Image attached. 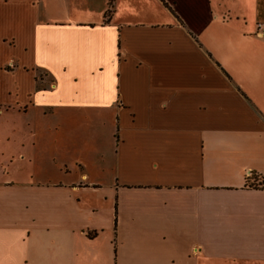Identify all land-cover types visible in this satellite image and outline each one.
<instances>
[{
  "label": "crops",
  "instance_id": "0c3cea01",
  "mask_svg": "<svg viewBox=\"0 0 264 264\" xmlns=\"http://www.w3.org/2000/svg\"><path fill=\"white\" fill-rule=\"evenodd\" d=\"M260 25L264 0H0V264H264Z\"/></svg>",
  "mask_w": 264,
  "mask_h": 264
},
{
  "label": "rangeland",
  "instance_id": "374dc122",
  "mask_svg": "<svg viewBox=\"0 0 264 264\" xmlns=\"http://www.w3.org/2000/svg\"><path fill=\"white\" fill-rule=\"evenodd\" d=\"M36 117L38 119H41L39 116H36ZM29 119H30L29 116H24V115H19L17 117V126H18L17 134H19L20 136L31 134V128L30 127L28 128V125L30 124ZM36 129H37V127L34 128V131ZM34 133H36V132H34ZM42 134H46V127H45L44 132Z\"/></svg>",
  "mask_w": 264,
  "mask_h": 264
},
{
  "label": "trees",
  "instance_id": "16d2710c",
  "mask_svg": "<svg viewBox=\"0 0 264 264\" xmlns=\"http://www.w3.org/2000/svg\"><path fill=\"white\" fill-rule=\"evenodd\" d=\"M251 179L254 181L253 186H262L264 184V177L253 176Z\"/></svg>",
  "mask_w": 264,
  "mask_h": 264
},
{
  "label": "built area",
  "instance_id": "2783aa9c",
  "mask_svg": "<svg viewBox=\"0 0 264 264\" xmlns=\"http://www.w3.org/2000/svg\"><path fill=\"white\" fill-rule=\"evenodd\" d=\"M256 36L264 39V25L258 26V30L256 32Z\"/></svg>",
  "mask_w": 264,
  "mask_h": 264
}]
</instances>
